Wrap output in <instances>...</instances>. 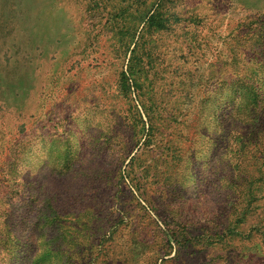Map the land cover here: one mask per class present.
<instances>
[{"label":"rangeland","instance_id":"obj_1","mask_svg":"<svg viewBox=\"0 0 264 264\" xmlns=\"http://www.w3.org/2000/svg\"><path fill=\"white\" fill-rule=\"evenodd\" d=\"M157 8L128 88L122 39ZM253 32L264 0H0V264H264V147L240 119L264 65L240 103L226 72Z\"/></svg>","mask_w":264,"mask_h":264},{"label":"trees","instance_id":"obj_2","mask_svg":"<svg viewBox=\"0 0 264 264\" xmlns=\"http://www.w3.org/2000/svg\"><path fill=\"white\" fill-rule=\"evenodd\" d=\"M163 14L162 12L160 13L159 9L157 8L155 10V13H152L151 15L147 16V19L145 21V24H143V27L140 31V33L138 34V38L135 39H131L130 41H126V39H122V42L125 43V45H127V51H125L127 53H130V57H129V61H128V70L127 71H123L122 72V81L123 83L130 88V83L129 82H134V84L137 85V77L136 74L138 72H143V71H149V64H150V51L152 50V46H151V40L149 35L145 34L144 31H151V30H163L167 25L166 23L163 22ZM123 27L126 31H130L133 30L137 31L140 26L134 24H124V23H117V27ZM121 27V28H122ZM118 29L117 30H122V29ZM120 32V31H119ZM142 32V33H141ZM257 35V32H253L252 34H250L247 37V33H243V35L240 34H236V35H232V39L236 42H239L238 45L237 44H233V54H231L230 56H227V60H232V62H230V64H234V62L239 64V67L236 68V71H233L231 68L227 69V73H231V74H235V78H237L235 80V84H239L240 86L237 87V90H239L237 92V97H235L234 99L237 100V102L241 101V99L243 98L242 96V91L243 88L246 87L247 85V80L250 79L251 77L246 73L245 69V65H247L248 63L254 61V59H258L259 62H262V64L264 65V39L260 40L262 41L261 44L259 45L260 47L256 46V38H259L260 36L257 35L256 38H254V36ZM135 38V35H133ZM263 38H264V34H263ZM258 40V39H257ZM119 41H121V38H119ZM246 41H249V43H246ZM133 46V47H132ZM246 47V48H244ZM251 49H255V51H253V53H250L251 56H248V48ZM264 80V79H263ZM254 81V80H253ZM258 90L261 91V97H264V90L261 89V86H258ZM4 110V107L0 108V111ZM252 111V112H251ZM246 116L240 118L241 120H243V128H247V130H252L254 127L257 129L255 131H251L253 136H252V140L253 143H255L258 148L261 147L263 149L264 147V99L261 100V105L254 107V105L250 106V112L249 115L246 110H244ZM148 114V113H147ZM149 116V114H148ZM143 121V120H142ZM144 122V121H143ZM144 124H149V123H145ZM251 125V126H250ZM151 126V125H150ZM144 128H146L144 126ZM244 138V134L238 132L237 134H233L230 138L226 135V137H222V143L223 145H231L232 142H234L236 139H238L239 141H243L245 140ZM251 140V141H252ZM257 148V149H258Z\"/></svg>","mask_w":264,"mask_h":264}]
</instances>
